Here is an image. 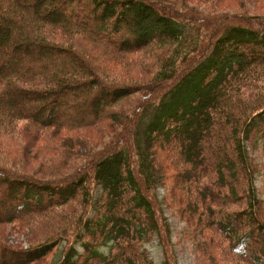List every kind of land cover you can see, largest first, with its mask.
<instances>
[{
	"label": "trees",
	"instance_id": "trees-1",
	"mask_svg": "<svg viewBox=\"0 0 264 264\" xmlns=\"http://www.w3.org/2000/svg\"><path fill=\"white\" fill-rule=\"evenodd\" d=\"M215 9L186 0H0V149L15 118L57 128L54 140L105 119L119 126L114 146L89 154L92 176L83 167L49 180L0 164V224L52 215L79 194L87 204L93 178L91 199L100 185L107 212L88 221L93 237L78 231L59 264H153L141 240L169 231L155 192L168 169L180 182L178 210L209 235L207 247L228 241L250 257V245L264 242L261 166L250 153L254 141L264 154V13ZM42 24L85 32L127 68L140 53L151 78L106 80L79 50L45 36ZM36 79L45 84L32 85ZM124 101L128 109L117 111ZM59 238L0 240V264L43 261ZM162 264L176 259L169 254Z\"/></svg>",
	"mask_w": 264,
	"mask_h": 264
},
{
	"label": "rangeland",
	"instance_id": "rangeland-1",
	"mask_svg": "<svg viewBox=\"0 0 264 264\" xmlns=\"http://www.w3.org/2000/svg\"><path fill=\"white\" fill-rule=\"evenodd\" d=\"M244 6L232 5L233 0H186V2L197 9L210 11L215 8L219 10L247 11L251 14L264 13V0H243ZM218 2V5L215 3ZM232 7H229V5ZM218 10V9H215ZM71 12V11H70ZM73 12V11H72ZM90 13L86 10V16ZM111 29V27H108ZM42 33L57 42L70 45L79 50L86 58L88 64H92L97 70L96 75L104 79H112L123 83H148L151 78V71L148 65L140 59V53L129 56V67L124 63L116 62L111 54L106 52L99 44H96L83 31L66 32L64 29L53 24H42ZM144 62L145 59H142ZM145 74V76H143ZM26 85L23 81H21ZM32 85L39 86L45 84L39 79ZM30 85V84H29ZM66 97L68 94H65ZM70 100V99H69ZM71 101V100H70ZM23 105H27L24 102ZM94 106L87 109L83 115L89 116L94 110ZM7 109V108H6ZM117 111L128 109L126 101L116 107ZM151 113L145 117L144 125L150 120ZM143 125V126H144ZM116 123L105 119L100 121L93 128H78L77 131L62 130L67 136L57 137L54 140L51 135L56 132L55 127L40 128L26 118H15L12 122V129L2 135L7 143L0 149V164L9 167H19L26 172H31L36 178H46L54 180L60 177H70L79 172L83 167L90 171L92 176L93 166L92 157L89 154L92 151L100 152L108 150L115 144L116 134L119 133ZM80 140H77V138ZM250 153L261 166V171L255 176V184L258 192L264 199V154L259 145L251 141ZM86 171V172H87ZM167 175L159 182L155 192H157L158 207L169 224V231L163 233L154 231L149 237L141 240V249L147 252L153 264H162L166 257L171 254L176 259V264H264V242L260 245L252 243L250 245L251 256L241 257L234 253L233 243L222 241L219 248L209 245L210 238L207 233L201 232L199 227L187 221L178 210L179 199L181 198L180 182L168 178L171 170L164 171ZM95 183L93 178L89 181V201L83 203L85 195L79 194L78 199H73L56 209L52 215H35L26 217L24 220H18L9 223L0 224V240H4L16 246H27L38 243L44 238L53 234H59L60 238L55 250L43 261L34 264H59L63 259V254L73 243L77 245V233L80 230L82 236L86 239L89 235L93 237L90 230L91 222L100 213L101 216L107 212V206L103 199H100L102 187L96 185L91 199V186ZM76 197V198H77ZM234 209V208H231ZM203 235V236H202ZM96 241L94 240V243ZM99 249L102 251L101 246ZM105 250V248H104Z\"/></svg>",
	"mask_w": 264,
	"mask_h": 264
}]
</instances>
